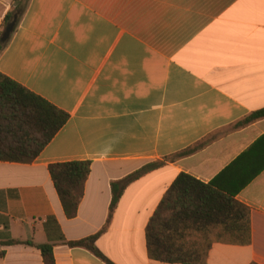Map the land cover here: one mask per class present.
Returning a JSON list of instances; mask_svg holds the SVG:
<instances>
[{"label": "crops", "instance_id": "1", "mask_svg": "<svg viewBox=\"0 0 264 264\" xmlns=\"http://www.w3.org/2000/svg\"><path fill=\"white\" fill-rule=\"evenodd\" d=\"M15 0H0V29ZM0 73L66 112L30 163L0 161V264H107L67 241L95 240L113 264H264V0H29ZM194 149L181 155L184 150ZM90 161L66 217L48 166ZM106 225L111 182L146 164ZM231 195L239 221L178 224L192 263L150 257L146 228L180 174Z\"/></svg>", "mask_w": 264, "mask_h": 264}, {"label": "trees", "instance_id": "2", "mask_svg": "<svg viewBox=\"0 0 264 264\" xmlns=\"http://www.w3.org/2000/svg\"><path fill=\"white\" fill-rule=\"evenodd\" d=\"M28 2L29 0H15L12 10L2 21L0 35L14 14L19 16L24 12ZM5 44L6 42H0V52ZM68 116L66 112L0 73V161L30 163L64 126ZM262 118L264 107L251 112L235 126H244ZM193 150H184L181 155ZM159 164H146L125 178L111 182V200L106 225L125 187ZM48 171L66 217H74L90 172V161L52 163L48 166ZM245 217V208L231 195L218 190L210 183H203L188 174L180 173L147 224L148 253L150 257L164 262L192 263V252L183 250V244L177 243L179 237L176 232L170 231L171 228L175 230L178 224L186 221L193 224H216L239 221ZM104 229L105 227L98 233L80 240L67 241L66 244L70 247H83L105 263L113 264L94 244ZM6 244L34 246L40 251L43 264H55L53 245L50 243L34 245L29 241L10 240Z\"/></svg>", "mask_w": 264, "mask_h": 264}, {"label": "water", "instance_id": "3", "mask_svg": "<svg viewBox=\"0 0 264 264\" xmlns=\"http://www.w3.org/2000/svg\"><path fill=\"white\" fill-rule=\"evenodd\" d=\"M18 14H14L12 18L6 23L0 35V42L5 43L9 39L14 27L16 25Z\"/></svg>", "mask_w": 264, "mask_h": 264}]
</instances>
